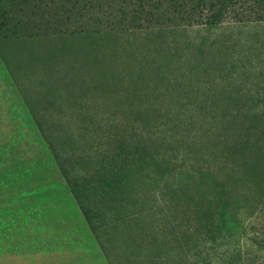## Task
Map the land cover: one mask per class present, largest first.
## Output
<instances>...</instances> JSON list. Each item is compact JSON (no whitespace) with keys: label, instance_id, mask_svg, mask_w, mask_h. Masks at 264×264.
<instances>
[{"label":"rangeland","instance_id":"obj_1","mask_svg":"<svg viewBox=\"0 0 264 264\" xmlns=\"http://www.w3.org/2000/svg\"><path fill=\"white\" fill-rule=\"evenodd\" d=\"M64 2L0 0V264H264V12L80 32Z\"/></svg>","mask_w":264,"mask_h":264},{"label":"trees","instance_id":"obj_2","mask_svg":"<svg viewBox=\"0 0 264 264\" xmlns=\"http://www.w3.org/2000/svg\"><path fill=\"white\" fill-rule=\"evenodd\" d=\"M54 1V0H51ZM61 9L70 14L87 13L85 24L75 29L138 30L146 27H171L203 23L206 27L228 21L235 14L255 15L264 12V0H64ZM83 2V6L81 3ZM88 1V2H87ZM68 5V9H63ZM80 11H84L81 13ZM70 16L69 14H67ZM237 19V18H236ZM101 25L104 29L100 28ZM39 27L40 25H36ZM68 27V26H67ZM54 29V28H53ZM66 30V26L59 28ZM82 29V30H81Z\"/></svg>","mask_w":264,"mask_h":264}]
</instances>
